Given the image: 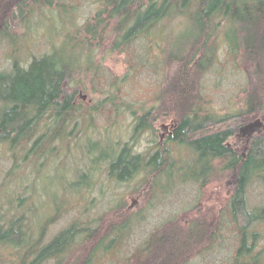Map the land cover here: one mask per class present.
<instances>
[{"label": "trees", "instance_id": "obj_1", "mask_svg": "<svg viewBox=\"0 0 264 264\" xmlns=\"http://www.w3.org/2000/svg\"><path fill=\"white\" fill-rule=\"evenodd\" d=\"M42 1L0 0V37L11 35L7 10L16 9L26 21L34 9L32 3L41 8L52 0ZM95 2L98 10L87 17L84 32L93 38L110 37L112 48L130 52L133 69L141 71L154 63L165 69L157 96L160 106L156 108L161 112L166 109L168 120L175 124L172 144L167 147L169 165H165L161 151L165 147L145 156L133 141L105 135L98 139L90 134L97 112L107 102L113 106L118 94L115 88L109 98L90 109L74 102L81 84L77 76H87L93 63L72 67L55 49L34 55L25 65L14 58L9 68L0 70V151L12 161L0 182V264H93L126 248L136 224L135 214L110 222L105 231L97 227L93 216L75 218L46 238L49 223L69 201L65 188L58 194L56 188L44 187V177L39 173L50 165V156L61 152L72 138L91 143L85 149L83 142H77L84 163L75 170L77 180L67 184V189L76 192L75 198L92 190L100 173L114 183L133 181L139 172L152 171L158 178L167 176L168 181L155 183L154 194L173 192L184 180L195 179L206 185L221 160L222 171L233 175L234 189L222 203L217 218L209 226L201 219L194 220L187 232L176 226L158 229L149 237L146 257L150 264H186V246L197 239L203 251L215 249L226 221L237 232L233 254L226 264H264V131L251 137L245 154L230 143L236 133L234 127L242 121L264 118V0ZM170 25L180 27V32L172 37L168 48L157 35ZM74 27L77 34L80 27ZM221 42L235 64L246 70L247 82L240 97L242 107L218 117L205 105L209 100L203 83L208 71L220 61ZM114 108L119 116L121 107ZM128 110L132 116L137 115L135 109ZM154 111L153 106L135 119L132 137L150 129ZM255 186L260 189L259 200L251 198ZM45 195L51 198L48 203L43 199ZM85 208L89 210L88 205ZM92 236H98L97 240L87 248L86 241ZM75 246L82 249L77 256ZM136 252L126 250L122 255L124 264H132L131 256Z\"/></svg>", "mask_w": 264, "mask_h": 264}, {"label": "rangeland", "instance_id": "obj_2", "mask_svg": "<svg viewBox=\"0 0 264 264\" xmlns=\"http://www.w3.org/2000/svg\"><path fill=\"white\" fill-rule=\"evenodd\" d=\"M32 5L34 9L30 10L26 21L18 15L19 12L16 9L15 11L7 10L11 35L6 39L5 36L0 37V70L9 68L14 58H18L25 65L34 55L40 56L53 49L72 67L80 68L93 63L87 76L85 74L77 76L81 84L77 87L74 102L90 109L100 100L109 98L108 95L115 88L118 90V94H116L113 106L110 105L111 102H107L106 106L98 111L99 113L97 112L94 123H91L90 134L98 139L105 135V137L112 136L114 140L133 141L137 144V149L142 151H145L152 136L157 140L159 138L164 140L166 129H170V126L165 124V122L168 123L170 114L166 109H164L166 112H161L156 108L160 106L157 96L165 79V69L162 65L154 63L149 67L142 68L141 71L133 69L130 67L131 58H133L130 52L117 49V47L112 48L113 42L110 37L103 35L101 38L100 36L93 38L91 34L84 32L83 24L87 21V17L98 10L95 0H52L45 5L41 4V8L40 5L36 6L33 3ZM13 12H16V15H13ZM74 25L78 26L76 30L80 27L77 34ZM179 32L180 27L170 25L168 30L160 33L157 37L164 46L169 48L172 37ZM158 48L157 45V51ZM153 50L155 52V49ZM228 57L227 48L224 42H221L219 45L220 61L216 62L217 64L215 63L204 77L203 92L209 101L206 102L204 99L203 102H206L205 105L208 104L211 111L218 113V117L223 115L222 113L242 107L240 97L247 82L246 70ZM115 106L122 109L119 116L114 112ZM153 106L155 108L154 120L151 119L150 125L156 127V130L152 134L140 132L132 137L133 125L137 122L135 119L148 109H152ZM129 108L135 109L137 115L132 116ZM257 118L264 121V118L259 116L242 121L238 127H234L236 133L230 138V143L238 145L236 149H239L243 154L247 150L248 141L251 137L264 131V126L257 129L252 135L243 131L241 127ZM73 139H71V143L70 141L66 143L61 152L60 150L54 152L50 156L52 159H49L50 165L47 164L39 173L44 177V187L52 190L56 188L55 191L58 194H61L65 188L66 198L69 201L63 210H60L59 216L57 215L54 221L49 223L46 238H50L72 223L75 218L81 219V217L87 216L91 218L93 216L97 220L95 223L97 227L105 231L110 222H118L126 215L134 213L135 216H138L137 224L129 233L130 237L126 248L115 253L112 257H103L93 264H124L122 255L126 250L128 253L137 251L132 253L131 257L134 258L132 264L135 262L150 264L149 257H146V253L143 252L151 234L160 228L162 230L164 228L171 229L172 226L187 232L189 223L197 219H201L203 224L209 226L217 218L222 203L234 189L233 175L227 176V172L222 171V162L219 160L212 180L206 185H201L200 188L195 184L188 183L182 187H176L173 192L162 195L153 208L145 209L149 202L152 205L155 200L150 197L149 193H142L145 190L142 187L137 189L139 185L137 181L114 183L110 182L102 173L97 174L92 190L75 198L76 192H73L72 188L67 189V184L77 180L75 170L79 166L83 167L84 159H81V156L83 157L82 150L77 144L78 141L82 144V139ZM82 145H85L86 149L91 146V143L84 140ZM7 155L0 151V182L12 163L11 158ZM25 173H30V171ZM146 187L150 188L149 185ZM253 188L251 189V198L259 200L260 189L257 186ZM43 199L46 200V203L51 201L48 195H45ZM86 205L89 210L85 208ZM143 209L145 210L142 212ZM224 224V229L219 231L220 239L217 240L218 244L215 249L203 251L204 249H201L202 245L197 239H194L189 246L185 245L187 248L183 251V256L188 258L186 264L227 263L230 253L233 254V243L237 240V232L235 228L233 230L228 227L226 221ZM97 237L92 236L87 239V248L93 246L92 243L97 240L95 239ZM188 248L191 249L188 250ZM73 249L76 256L82 251L78 246ZM49 264H53V262Z\"/></svg>", "mask_w": 264, "mask_h": 264}, {"label": "flooded vegetation", "instance_id": "obj_3", "mask_svg": "<svg viewBox=\"0 0 264 264\" xmlns=\"http://www.w3.org/2000/svg\"><path fill=\"white\" fill-rule=\"evenodd\" d=\"M152 119H154V115H152ZM168 123L165 122V124L169 125L170 126V129L167 128V132H166V137L164 140L160 139L157 140L155 138H153V136L151 137L150 139V142H149V145H147V147L145 148V151H142L140 149H137L138 152H143L145 153V156L146 155H149V154H153L154 152H157L159 150H161V148L165 147L164 150H161L162 153L164 154V160H165V165H169V161H170V158L167 159V156L169 157L170 155L167 153V147L168 145L170 146L172 144V141H171V137H173V131H174V127H175V124H173V122L170 120H167ZM164 127H166V125H164ZM154 130H156V127H154L153 125L150 127V129L148 131H145L146 134H152L154 132ZM162 135V133L160 134V136ZM137 148V147H136ZM153 152V153H152ZM163 160V161H164ZM149 171V170H147ZM149 172H139L135 175L134 179L135 181L138 182V186H137V189L138 188H141L142 189H145L142 191V193L144 192H147L149 193L150 197L155 200L154 203L152 205H150V202L147 204V206L145 207V209L147 208H153L156 204H157V200H159L162 195H165V194H169L171 193L172 191L168 192L167 190H165L166 192L162 191V192H158V193H153V186L155 185V183H161L159 181H162V182H166L168 181V178L167 176H164V177H157L156 173H152V171L150 172V174H148ZM188 183H191L192 185H197L198 187L201 188V185L198 183V180H195L193 179L192 181H183V182H180L179 185L177 186L178 187H182L183 185L185 184H188ZM146 185H149L150 188H147ZM150 205V206H148ZM143 209L142 212L145 210ZM138 215L140 214V211L137 212ZM135 214V213H134ZM137 219H138V216L136 217V224H137ZM135 224V225H136ZM170 230V229H169ZM149 241V240H148ZM147 241V242H148ZM146 242V244H147ZM145 251V250H144ZM146 253V252H144ZM99 261V260H98ZM97 261V262H98Z\"/></svg>", "mask_w": 264, "mask_h": 264}, {"label": "water", "instance_id": "obj_4", "mask_svg": "<svg viewBox=\"0 0 264 264\" xmlns=\"http://www.w3.org/2000/svg\"><path fill=\"white\" fill-rule=\"evenodd\" d=\"M263 126H264V121L261 118H257L253 122L244 124L241 128L246 133L252 135L257 129H260Z\"/></svg>", "mask_w": 264, "mask_h": 264}, {"label": "bare ground", "instance_id": "obj_5", "mask_svg": "<svg viewBox=\"0 0 264 264\" xmlns=\"http://www.w3.org/2000/svg\"><path fill=\"white\" fill-rule=\"evenodd\" d=\"M115 201V200H114Z\"/></svg>", "mask_w": 264, "mask_h": 264}]
</instances>
